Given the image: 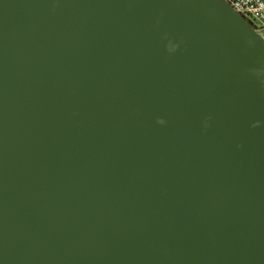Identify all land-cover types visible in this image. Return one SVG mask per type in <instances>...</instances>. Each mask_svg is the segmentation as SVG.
<instances>
[{"label": "water", "instance_id": "95a60500", "mask_svg": "<svg viewBox=\"0 0 264 264\" xmlns=\"http://www.w3.org/2000/svg\"><path fill=\"white\" fill-rule=\"evenodd\" d=\"M0 264H264V39L225 0H0Z\"/></svg>", "mask_w": 264, "mask_h": 264}, {"label": "built area", "instance_id": "2783aa9c", "mask_svg": "<svg viewBox=\"0 0 264 264\" xmlns=\"http://www.w3.org/2000/svg\"><path fill=\"white\" fill-rule=\"evenodd\" d=\"M250 21L264 39V0H225Z\"/></svg>", "mask_w": 264, "mask_h": 264}]
</instances>
